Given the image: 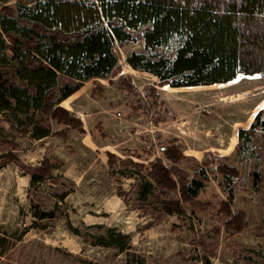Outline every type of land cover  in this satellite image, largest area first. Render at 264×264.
I'll return each instance as SVG.
<instances>
[{
	"label": "rangeland",
	"instance_id": "obj_1",
	"mask_svg": "<svg viewBox=\"0 0 264 264\" xmlns=\"http://www.w3.org/2000/svg\"><path fill=\"white\" fill-rule=\"evenodd\" d=\"M32 1L0 0V5L15 8ZM175 49L173 44L167 54ZM117 52V71L109 80L85 83L61 105L81 120L85 133L47 117L42 124L65 137L34 140L0 126V139L20 146L14 154L26 166H37L46 157L61 163L52 173L56 182L31 186L21 168L0 161V235L16 243L0 264H264V189L255 191L248 175L264 174V135L252 141L248 153L245 146L236 150L239 131L248 130L264 110V75L212 86L160 87L157 77L127 63L132 54L146 53L143 43L117 47ZM168 140L187 156L179 166L190 177L201 166L208 170L210 183L198 199L214 207L182 217L164 214L147 229L154 218L135 209L146 202L139 187L133 189L135 177L131 171L112 176L107 154L147 164L161 157L160 145ZM5 154L0 148V157ZM218 164L236 168L240 178L228 187L220 185ZM119 188L129 195L120 197ZM229 192L232 210L244 212L248 224L232 239L215 215ZM34 194L43 197L45 206H34ZM42 212L53 217L40 219ZM109 229L130 237L127 250L97 244ZM198 240L216 251L202 249Z\"/></svg>",
	"mask_w": 264,
	"mask_h": 264
},
{
	"label": "trees",
	"instance_id": "obj_2",
	"mask_svg": "<svg viewBox=\"0 0 264 264\" xmlns=\"http://www.w3.org/2000/svg\"><path fill=\"white\" fill-rule=\"evenodd\" d=\"M137 42L143 43L146 53L132 54L127 63L136 71L157 77L160 87L212 86L239 76H262L264 0H35L15 8L0 5V114L7 115L0 126H7L18 137L34 140L53 134L65 137L42 124L47 117L85 133L81 120L61 105L85 83L109 80L119 63L117 47ZM173 44L176 49L168 55ZM263 135L261 110L248 130L239 131L236 150L245 146L248 153L252 141ZM0 148L6 152L0 161L4 158L3 163L21 168L31 186L53 179V170L61 166L57 159L48 157L37 166H26L14 154L20 150L14 141L0 139ZM160 153V158L147 164L107 154L112 176L131 171L135 177L133 189L139 187L140 197L146 201L135 209L154 218L147 229L162 221L164 214L182 217L214 207L198 199L210 183L205 166L190 177L179 166L187 156L174 140L161 144ZM216 173L224 187L240 178L236 168L222 164L217 165ZM248 175L255 191L264 189V174L250 171ZM232 193L215 207L229 239L248 227L245 213L232 210ZM117 194L123 198L129 195L121 188ZM33 198L35 207L45 206L42 196L34 194ZM50 217L48 212L39 216ZM73 232L79 234L78 230ZM219 233L218 229L213 234ZM130 243L129 236L115 229L99 236L97 242L120 252ZM196 243L202 249L216 251L215 246L209 247L202 240ZM15 245L0 235V263Z\"/></svg>",
	"mask_w": 264,
	"mask_h": 264
},
{
	"label": "bare ground",
	"instance_id": "obj_3",
	"mask_svg": "<svg viewBox=\"0 0 264 264\" xmlns=\"http://www.w3.org/2000/svg\"><path fill=\"white\" fill-rule=\"evenodd\" d=\"M172 90L180 92L182 89H172ZM185 90H186V89H185ZM252 121H253V118L251 119V122H252Z\"/></svg>",
	"mask_w": 264,
	"mask_h": 264
}]
</instances>
